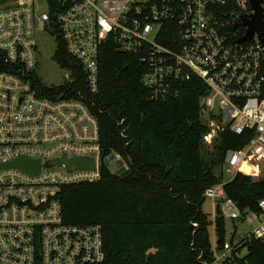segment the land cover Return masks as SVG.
Instances as JSON below:
<instances>
[{"label":"built area","instance_id":"1","mask_svg":"<svg viewBox=\"0 0 264 264\" xmlns=\"http://www.w3.org/2000/svg\"><path fill=\"white\" fill-rule=\"evenodd\" d=\"M248 1V0H246ZM245 1V4H246ZM264 8V0H260ZM40 3L44 8L40 9ZM0 0V264H100L105 257L99 224H68L59 195L63 186L100 179L99 125L83 92L99 88V54L112 40L123 52L136 53L144 66L142 83L150 97L176 94L181 82L197 80L205 93L200 112L217 131L203 135L210 143L228 129L249 138L239 149H227L223 179L204 191L210 201L211 250L214 263L234 246L264 241V199L254 209H241L224 186L239 169L264 176V46L256 37L238 42V14H248L237 0ZM249 4V2H248ZM244 29V28H243ZM245 30V29H244ZM58 39L79 65L82 89L48 88L34 80L39 65L36 33ZM54 53V52H53ZM71 93L75 97L68 96ZM116 159H122L114 153ZM94 158V169L67 170L60 159ZM123 160V159H122ZM38 166V171H33ZM123 166L128 165L123 160ZM216 217L232 221L235 238L216 245ZM194 225H196L194 223ZM237 230H243L236 235Z\"/></svg>","mask_w":264,"mask_h":264},{"label":"trees","instance_id":"2","mask_svg":"<svg viewBox=\"0 0 264 264\" xmlns=\"http://www.w3.org/2000/svg\"><path fill=\"white\" fill-rule=\"evenodd\" d=\"M233 5L228 0L219 10L230 11ZM230 29L244 33L241 26ZM53 58L71 69L72 80L48 88L50 92L84 91L81 68L59 39ZM98 61V92H83L81 99L98 121L101 158L118 154L129 173L120 177L102 161L99 180L63 186L59 198L64 222L101 226L105 257L100 264H264V241L259 239L234 246L227 258L214 263L212 222L202 210L205 189L223 179L222 171L218 175L214 169H221L225 151L241 148L249 136L222 131L215 155L205 160L207 127L199 105L203 83L181 82L176 94L155 99L142 83L144 66L138 54L123 52L108 39ZM261 72L264 76V58ZM34 76L44 90V83ZM224 189L241 209H254L264 199V176L253 180L251 168L244 167ZM214 223L216 245L221 247L226 239L232 243V221L216 217Z\"/></svg>","mask_w":264,"mask_h":264},{"label":"water","instance_id":"3","mask_svg":"<svg viewBox=\"0 0 264 264\" xmlns=\"http://www.w3.org/2000/svg\"><path fill=\"white\" fill-rule=\"evenodd\" d=\"M251 12L248 14H238L236 5L233 8L234 13L228 15V18H234V28L241 26L243 27L244 33L238 38V42H245L252 40L254 37L258 39L261 45L264 46V8L261 6L260 0H248ZM58 163H63L67 170H87L94 169L95 160L94 158H73L66 159L63 157L58 161ZM104 164L107 166L109 172L124 177L129 173L128 169L123 166L122 159H116L114 153H110L106 159H104ZM39 167L36 166L33 171H38Z\"/></svg>","mask_w":264,"mask_h":264},{"label":"rangeland","instance_id":"4","mask_svg":"<svg viewBox=\"0 0 264 264\" xmlns=\"http://www.w3.org/2000/svg\"><path fill=\"white\" fill-rule=\"evenodd\" d=\"M246 0H237L238 6L241 9H245ZM40 9H43L44 6L42 3L39 5ZM36 40L39 46V65L35 69V73L38 77L47 84L57 85L64 81V74L65 70L60 67L59 64L53 58V52L55 50V41L54 38L44 32H37L36 33ZM200 118L202 122L207 127L206 132H211L212 130L217 131L214 125H211V120L206 118L202 112H200ZM217 139L212 140L210 143L205 142L203 140V149L202 154L205 160H210L215 155L214 144ZM215 173L220 175V167H216L214 169ZM253 180H258L261 178V175L252 176ZM202 210L210 214V201L205 200L202 205ZM243 230H237L236 235H240ZM209 236L210 239L212 238V230L211 227L209 228ZM228 236V235H227Z\"/></svg>","mask_w":264,"mask_h":264}]
</instances>
